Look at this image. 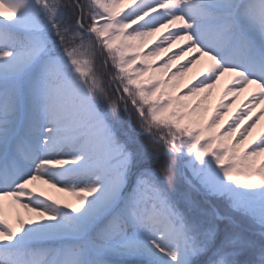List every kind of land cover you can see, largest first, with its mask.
Here are the masks:
<instances>
[{
  "label": "snow or ice",
  "instance_id": "6c2138e0",
  "mask_svg": "<svg viewBox=\"0 0 264 264\" xmlns=\"http://www.w3.org/2000/svg\"><path fill=\"white\" fill-rule=\"evenodd\" d=\"M262 120L264 0H0V264H264Z\"/></svg>",
  "mask_w": 264,
  "mask_h": 264
},
{
  "label": "bare ground",
  "instance_id": "6f19581e",
  "mask_svg": "<svg viewBox=\"0 0 264 264\" xmlns=\"http://www.w3.org/2000/svg\"><path fill=\"white\" fill-rule=\"evenodd\" d=\"M175 50V49H174ZM194 73H190L182 82L181 87H183V84L188 83L189 80L192 79ZM227 82V78L222 79L220 86H218V88L216 90H214L213 96L210 99V104L209 107L210 109L213 108L215 106V104L217 103L218 99H219V95H220V90L221 88H223L224 84ZM248 93H244L240 96V98L236 101V104L233 105L232 109H230L229 111V115H231L232 113H234L236 111V109L239 107V105L245 100V98L247 97ZM258 111V110H257ZM227 119V117L225 118ZM264 128V120L261 121V124L257 127V129L253 132V136H256L261 129ZM251 139V138H250ZM45 191L49 192L50 194L60 197L62 198V196H60V193H56L51 189H47L46 186H41ZM73 197H69L68 195L64 196V199H66V202H69V199H72ZM70 203H75V200L73 199L72 202Z\"/></svg>",
  "mask_w": 264,
  "mask_h": 264
},
{
  "label": "rangeland",
  "instance_id": "374dc122",
  "mask_svg": "<svg viewBox=\"0 0 264 264\" xmlns=\"http://www.w3.org/2000/svg\"><path fill=\"white\" fill-rule=\"evenodd\" d=\"M209 104H210V101H209V103H208V107H209ZM209 109H210V107H209ZM60 196H62V200H66V199H64V196L66 195V194H62V193H60L59 194ZM69 197H71V196H69ZM74 198H72V199H69V202H72V200H73Z\"/></svg>",
  "mask_w": 264,
  "mask_h": 264
}]
</instances>
